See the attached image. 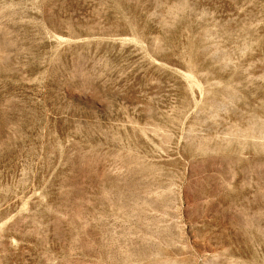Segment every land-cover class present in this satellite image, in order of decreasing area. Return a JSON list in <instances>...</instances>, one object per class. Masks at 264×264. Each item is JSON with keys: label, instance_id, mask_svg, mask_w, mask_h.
<instances>
[{"label": "rangeland", "instance_id": "1", "mask_svg": "<svg viewBox=\"0 0 264 264\" xmlns=\"http://www.w3.org/2000/svg\"><path fill=\"white\" fill-rule=\"evenodd\" d=\"M0 264H264V0H0Z\"/></svg>", "mask_w": 264, "mask_h": 264}]
</instances>
